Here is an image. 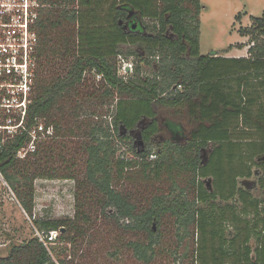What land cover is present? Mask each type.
Segmentation results:
<instances>
[{
	"label": "trees",
	"instance_id": "16d2710c",
	"mask_svg": "<svg viewBox=\"0 0 264 264\" xmlns=\"http://www.w3.org/2000/svg\"><path fill=\"white\" fill-rule=\"evenodd\" d=\"M202 9L199 0H54L45 10L37 23L36 86L26 127L45 119L46 125L54 126L55 136L72 131L74 126L64 130L66 122L62 124L63 116H74L73 109L65 108L67 95L85 87L87 72L100 78L98 84L89 85L90 95L98 93L100 105L115 103L114 111L108 121L74 122L77 130L85 125V141L80 144L85 160L83 178L76 180L73 220H33L46 238L32 237L11 246L0 264H66L52 260L46 243L52 232L64 230L56 238L70 244L76 237H70L71 232L82 236L88 231L89 208L84 209L80 193L124 230L145 234L146 242L127 244L144 264L154 260L165 218L173 219L179 241L194 233L190 264H264V198L237 188V179L251 177L254 166L261 169L260 185H264V104L260 102L264 99V13L249 17L250 25L238 30L240 37L249 38V56L232 58L214 52L200 55ZM146 19L154 22L151 27L144 24ZM122 45L159 57L152 76H141L138 66L127 78L117 75L116 57ZM130 55L149 63L136 52ZM55 66V75H41L44 68ZM180 108L195 125L182 144L166 141L158 153L147 147L137 153L130 144L133 159L116 157V142H132L129 135H120L122 129L133 131L147 121L140 130L147 146L160 131L158 113L167 110L176 115ZM91 115L97 117L95 112ZM25 142V133L6 142L0 150V175L31 218L34 181L60 177L53 153L62 159L68 147L63 142L48 143L19 160L16 152ZM150 156L154 158L149 160ZM139 167L147 181L169 182L167 191L154 189L158 193L140 208L115 186L126 171ZM204 180H210L209 188Z\"/></svg>",
	"mask_w": 264,
	"mask_h": 264
},
{
	"label": "rangeland",
	"instance_id": "374dc122",
	"mask_svg": "<svg viewBox=\"0 0 264 264\" xmlns=\"http://www.w3.org/2000/svg\"><path fill=\"white\" fill-rule=\"evenodd\" d=\"M199 1L203 7L199 14L200 55L206 56L214 52L224 57L247 58L249 56L247 53L250 46L248 42L249 38L240 37L238 30L241 27H248L250 25L249 17H260L264 13V0ZM153 23V21L147 19L144 21V24L150 27ZM240 44L246 46L241 48ZM230 46H233L231 50H229ZM139 48L134 45L119 46L121 53L116 57L117 75L119 77L127 78L128 75H131L129 73L137 66L142 68L143 72L141 76H152V73H154L159 65V57L150 56L144 52L143 48ZM132 52L140 54L141 58L143 60L147 59L149 63L142 62L138 57L130 55ZM123 66L129 68V70H126V73L122 70ZM57 69L58 67L56 66L51 69L44 68L45 73L40 74L46 77L48 75H55L56 72L53 70ZM83 78L88 81L85 83V87L78 92H70L67 95L68 101L65 104V108L73 109L74 116H63L62 118V124H64V121L66 122L64 130L74 126L73 130L60 131L57 136L54 133L53 139L44 141L37 147L39 149L48 143L49 146H55L57 142H63L65 146L67 145L68 149H64L62 159L58 157L55 150V153H53V160L55 159L56 161V171L60 177L37 179L34 181V209L31 218L25 214L15 194L0 175V257L6 256L11 246L26 242L32 237L46 238L43 235L46 233L38 231L33 220L70 221L74 218L77 204V201H75V194L77 193L76 180L81 181L83 178L85 160L82 148L80 147V144L85 141L83 137L85 125H82L80 130H77L74 122L76 124H86L89 120L96 121L103 118L108 121L114 111L115 104L104 102L103 105H100L99 94L97 93L95 96L90 95L93 91L91 88L89 89V85L92 83L98 84L100 80L98 76L87 72L83 75ZM35 86L36 84L34 85L32 98L35 93ZM260 102L264 104V99ZM94 112L97 114L96 118L91 115ZM102 114H106V117L101 116ZM174 114H171L167 110H161L158 113V121L164 127L169 120H173L182 127L183 135L185 136L191 130L193 124L186 116L184 108H180L176 115ZM38 121L46 124L45 119H39ZM144 123H146L145 120H143L142 125ZM241 129L242 127L239 126L240 131ZM164 130L163 128L160 129L159 133L149 141L148 145L143 144L142 147L144 149L147 147L151 153H158L160 145L169 140L170 137ZM182 138L184 137L182 136ZM133 141L134 138L132 142H116V157L126 160L133 159V154L130 151V144L134 147ZM179 142L181 143V141ZM135 148H138V146H135ZM209 151V148L204 151L203 161H205ZM152 158L154 157L150 156L149 160ZM252 168V176L245 183L246 188L252 196L260 199L264 198V185L257 187L260 171H258V167L256 166ZM237 183L241 184L240 179H237ZM204 184L209 188L210 180H204ZM115 186L119 191L128 193L140 208L145 207L151 196L158 193L154 192V189L162 192L167 191L169 182L167 180L158 183L147 181L139 167L126 171L125 178L116 182ZM87 192L84 191L85 195L88 196L89 193L87 194ZM79 197L84 202V209L89 208L87 213L90 216V222L86 225L88 231L83 233L82 236L71 232L70 237H76L74 238V242L70 244L68 242H60L56 238L64 234V230L60 233H49L46 246L49 249L52 260L57 263L61 259L66 264H144L135 259L127 244L136 241L146 242L145 234L124 230L113 219L101 215L99 208L94 205V201L90 200L89 196L88 199L82 198L80 193ZM232 204L237 207L239 205L236 200ZM176 232L173 219L165 218L161 225L160 243L151 264H190L192 262L193 258L191 254L195 249L194 233L190 232L189 237L181 242ZM52 235L54 240L50 241ZM250 245L251 250H253L254 242L251 241Z\"/></svg>",
	"mask_w": 264,
	"mask_h": 264
},
{
	"label": "built area",
	"instance_id": "2783aa9c",
	"mask_svg": "<svg viewBox=\"0 0 264 264\" xmlns=\"http://www.w3.org/2000/svg\"><path fill=\"white\" fill-rule=\"evenodd\" d=\"M53 1L0 0V150L8 140L25 133L26 142L16 152L19 160L55 133L51 124L35 121L31 128L25 124L37 76V23ZM122 70L126 73L129 68Z\"/></svg>",
	"mask_w": 264,
	"mask_h": 264
},
{
	"label": "flooded vegetation",
	"instance_id": "af4514ba",
	"mask_svg": "<svg viewBox=\"0 0 264 264\" xmlns=\"http://www.w3.org/2000/svg\"><path fill=\"white\" fill-rule=\"evenodd\" d=\"M126 26H127V24H126ZM134 26V25H133ZM132 26V27H133ZM135 27H136V25H135ZM135 29V28H134ZM156 121L158 122V126H159V130L160 129H165L164 131L165 132H167L169 135H170V137H169V140H166V141H170V142H177L178 144H182L183 142H184V139L188 136V134H185V136L183 135V130H182V127L180 126V125H178L176 122H174L173 120H169L167 123H166V125L164 126V127H162L161 125H160V123H159V121H158V116L156 117ZM147 122V121H146ZM146 123H144L143 125H145ZM143 125H141V127L143 126ZM141 127L139 128V131L141 130ZM194 127H195V125L193 124V127L191 128V130L188 132V133H190L193 129H194ZM123 132H124V129H122V131H121V134L120 135H122V136H127V135H129V131H126L124 134H123ZM130 136V135H129ZM172 136H174V138H172ZM182 136L184 137V138H182ZM131 137V136H130ZM153 137H155V136H153ZM153 137H151V139L153 138ZM132 138V137H131ZM150 139V140H151ZM133 140V139H132ZM177 140V141H176ZM165 141V142H166ZM179 141H181V143L179 142ZM164 142V143H165ZM133 144V143H132ZM135 150H136V148H135ZM143 150H144V148H143ZM204 153V152H203ZM204 155V154H203ZM153 159V158H152ZM151 159V160H152ZM258 171H260V175H259V177H258V180H257V187H260L261 185V183H260V178H261V176H262V171H261V169H259L258 168ZM251 176H252V174H251ZM251 177H249V178H239L240 179V182H241V184L239 185L238 183H237V188H239V189H241L242 191H244V192H248V189L246 188V185H245V183L246 182H248L249 181V179H250ZM249 193V192H248ZM250 194V193H249Z\"/></svg>",
	"mask_w": 264,
	"mask_h": 264
},
{
	"label": "water",
	"instance_id": "95a60500",
	"mask_svg": "<svg viewBox=\"0 0 264 264\" xmlns=\"http://www.w3.org/2000/svg\"><path fill=\"white\" fill-rule=\"evenodd\" d=\"M133 29L135 28V26L132 27ZM143 121H141L140 123H142ZM127 130L124 129V132L123 134L126 132ZM136 133V134H135ZM129 135L132 137V139L134 138V141H133V146H138L137 149V153H139L140 151H143V140H142V137H141V134H140V131L137 130H133V131H129Z\"/></svg>",
	"mask_w": 264,
	"mask_h": 264
},
{
	"label": "crops",
	"instance_id": "0c3cea01",
	"mask_svg": "<svg viewBox=\"0 0 264 264\" xmlns=\"http://www.w3.org/2000/svg\"><path fill=\"white\" fill-rule=\"evenodd\" d=\"M246 39V38H245Z\"/></svg>",
	"mask_w": 264,
	"mask_h": 264
}]
</instances>
